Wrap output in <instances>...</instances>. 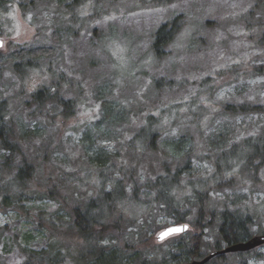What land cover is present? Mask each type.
<instances>
[{"label": "rangeland", "instance_id": "374dc122", "mask_svg": "<svg viewBox=\"0 0 264 264\" xmlns=\"http://www.w3.org/2000/svg\"><path fill=\"white\" fill-rule=\"evenodd\" d=\"M7 1L0 11V38L5 40L0 101L7 102V119L17 137L26 130L34 133L21 142L23 151L40 157L44 165L26 189L11 185L15 193L23 192L22 202L5 207L0 196V264H26L24 250L36 259L46 256L49 264H82L77 258L82 240L65 228V221L71 201L83 203L95 195L100 171L89 162V143L91 153L101 148L114 155V165L127 166L138 186L162 175L164 164L174 172L189 162L178 191L183 210L192 201L191 182L222 183L210 190L209 207L246 212L255 220L253 235L264 234V164L244 174L240 168L224 171L222 165L217 173L216 162L222 160L211 147V139L225 133L229 140L221 152L226 154L263 127L264 115L231 117L224 109L244 103L264 108V48L256 45L264 34L263 7L254 0H180L157 8L141 0H82L66 11L54 0H36L31 8L25 0ZM175 15L182 17L183 30L167 46L165 57L156 58L150 50L152 34ZM39 47H52L53 54L16 68L20 49ZM159 79L172 81L171 88L155 89L152 82ZM44 87L60 91L59 98L72 103L70 117L58 105L35 106L30 94ZM104 102L115 111L110 120L115 125L105 120ZM150 115L167 126L149 151L135 138ZM181 138L188 140V154L173 160L163 153L172 154V141ZM249 152L237 148L227 160L235 162ZM14 171L0 169V189L11 182ZM126 193H133L130 186ZM152 200L153 193L141 187L133 201L122 200L119 214L130 225L128 240L165 255L182 236L156 242L158 233L176 224ZM195 215L193 208L189 220ZM191 221L184 234L213 244L215 230L200 231ZM142 222L152 230L146 233L144 224L139 227ZM221 256L211 264H264V246Z\"/></svg>", "mask_w": 264, "mask_h": 264}, {"label": "trees", "instance_id": "16d2710c", "mask_svg": "<svg viewBox=\"0 0 264 264\" xmlns=\"http://www.w3.org/2000/svg\"><path fill=\"white\" fill-rule=\"evenodd\" d=\"M25 1V5L30 8L35 5L36 2V0ZM81 1L82 0H58L59 3L64 2L66 5L68 2V9H70V6L79 5ZM141 1H143V3L146 2L144 4L145 6L157 8L175 4L180 0ZM254 2L256 6L264 8V0H254ZM6 4H8L7 0H0V10H6ZM182 30L183 20L180 15H175L168 21L161 23L153 32L150 42V50L153 56L160 59L165 57L168 52L167 46L171 45L177 39ZM256 45L257 47L264 48V34L261 35ZM53 50L52 47L20 49L15 54V56H18L16 59L19 60L15 66L16 68L19 65L23 67L22 62H24V67L27 68V65L34 63L33 61L52 55ZM25 59L27 60L24 61ZM24 71L26 72L28 70L26 69ZM172 83V81L165 82V80L159 79L153 81L152 85L157 90H169ZM50 90V88L44 87L30 94L31 100L35 102V106L44 109L46 105H58L59 108L62 109L61 114L64 113L63 115L65 117H70L72 115V103L59 98L60 91L56 90L55 93H50ZM103 106L105 109V120L115 125L114 120L112 122L110 121L115 116L114 109L109 102H104ZM8 109L7 102L5 100L0 101V152H2L0 155L2 165L0 169L8 171L13 167L15 170L13 178L10 180L11 182L0 189V196L5 207H11L18 202H22L20 196L23 192H19L18 194L15 193L16 190L13 191L14 186L11 187V185L15 184L18 190H20V188L23 190L26 189V182H31L34 179V175L39 174L40 165H44L43 159L41 160L39 159L40 157L38 158L37 156L31 158L23 151L21 142L28 140L34 133L30 130H26L21 134L22 136L17 137L13 125L7 119ZM224 109L231 117L239 115L246 116L253 113L264 115V108L259 106L252 107V105L246 103L239 105L228 104ZM195 119L199 121L200 118L196 117ZM166 126L167 124L163 123L160 118L150 115L146 118L145 126L138 131L135 141H142L146 146V150H154L156 145L155 141L161 134L160 130ZM142 136L148 137L143 138ZM85 140H87L86 137ZM228 140L229 137L222 132L211 139V147L216 157L222 160L221 163L216 162L217 173L220 172L222 165L226 168L224 171H229L232 168H240L241 170H238L239 173L244 174L251 169L255 171L264 164V124L258 136L244 139L238 145L230 149L228 153L222 154V147H224ZM92 145V143H89L87 146L91 154L88 156L89 162L100 171L97 180L98 183L94 185L95 195L87 198L83 203L80 201H71L68 219L65 221V228L72 230L76 237L82 240V246L77 254L79 263L186 264L193 260L203 259L208 255L209 249H211V253L212 251L221 250L224 247L247 241L254 236L251 232V227L255 223V220L251 215L240 210H217L209 207L210 190L219 188L222 183L211 186L208 183V179L198 181L196 185L191 182L190 185L193 186L192 197L188 198L192 199V201H189L190 207H187L185 210L181 208L184 206V202L178 199V191H180L183 186L180 177L184 171L188 170L187 166L189 162L186 163V166L177 168L174 172L169 171V167L164 164V173L162 175L157 176L154 180L149 179L144 182L143 185L138 186L133 178L130 177L127 166L114 165V161L112 160L114 155L101 148L91 153ZM171 145L172 154L165 150L163 153L173 158V160L176 158H183L190 152L188 140L186 138L174 140ZM128 146L132 148V145L128 144ZM237 148L250 152L235 160V162H229L227 159L229 156L232 157L231 152ZM131 181L133 184H130ZM229 181L230 184H233V180L230 179ZM127 186H130L133 190L130 196H127L126 193ZM141 187L146 190L147 193H153L152 203L158 205L161 209L165 208L166 216L172 218L175 224L189 223L191 219L189 220L188 216L191 210L195 208L196 215L194 220L191 221V225L200 231H204L205 228L214 229L215 240L213 244L209 245L201 236H189V234H184L187 236L180 235L182 237L173 241L171 249H169L165 255H161L154 246L152 250H143L140 248L142 242L128 240L126 232L130 225L126 224V219L119 214V206L123 199L133 201L138 196V191ZM60 220L64 221L62 219ZM142 225L144 228L147 227L146 233L152 230L149 228L150 225L148 223L142 222L139 227ZM24 251H26L25 256L28 257L26 264H49L46 256L42 255L40 258L36 259L34 253L27 250ZM58 252L59 251H56V253ZM250 252L237 253L241 255ZM222 257L223 256H217L206 264H211L212 261H217ZM239 264L248 263L246 261H241Z\"/></svg>", "mask_w": 264, "mask_h": 264}, {"label": "water", "instance_id": "95a60500", "mask_svg": "<svg viewBox=\"0 0 264 264\" xmlns=\"http://www.w3.org/2000/svg\"><path fill=\"white\" fill-rule=\"evenodd\" d=\"M3 46H4V43L0 39V49L3 48ZM189 228H190L189 225L186 223L171 225V226L165 228L164 230H162L160 233L157 234L156 242L162 243L163 241H165L171 237H175V236H179L181 234H184V233L188 232ZM172 229H180V231L172 232V231H170ZM162 234H166V235H164L163 239H161ZM261 246H264V234L253 236L252 238H250L247 241L224 247L221 250L212 251L211 253L206 255L203 259L193 260V261L186 263V264H206L211 259H213L217 256H221V255H225V254H229V253H237V252H241V253L242 252H250V251H253V250H255Z\"/></svg>", "mask_w": 264, "mask_h": 264}, {"label": "flooded vegetation", "instance_id": "af4514ba", "mask_svg": "<svg viewBox=\"0 0 264 264\" xmlns=\"http://www.w3.org/2000/svg\"><path fill=\"white\" fill-rule=\"evenodd\" d=\"M67 1V0H66ZM55 4L59 7L65 8L66 11H68V2L67 5L63 2V3H59L58 0H54ZM9 4V3H8ZM3 10V9H2ZM1 11V10H0ZM1 39V38H0ZM3 41V43L5 44V40L1 39Z\"/></svg>", "mask_w": 264, "mask_h": 264}, {"label": "snow or ice", "instance_id": "6c2138e0", "mask_svg": "<svg viewBox=\"0 0 264 264\" xmlns=\"http://www.w3.org/2000/svg\"><path fill=\"white\" fill-rule=\"evenodd\" d=\"M170 231H172V232H178V231H180V229H172V230H170ZM164 235H166V234H162L161 239L164 238Z\"/></svg>", "mask_w": 264, "mask_h": 264}]
</instances>
